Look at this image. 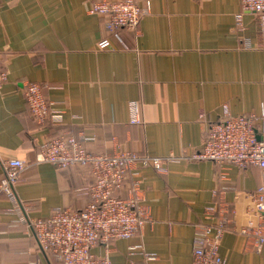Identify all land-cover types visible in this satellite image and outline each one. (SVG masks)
Returning a JSON list of instances; mask_svg holds the SVG:
<instances>
[{
	"label": "crops",
	"instance_id": "1",
	"mask_svg": "<svg viewBox=\"0 0 264 264\" xmlns=\"http://www.w3.org/2000/svg\"><path fill=\"white\" fill-rule=\"evenodd\" d=\"M95 1L0 0V60L8 70L0 88V182L3 159L26 163L14 201L0 192V264H62L22 217L80 210L90 201V166L37 161L40 142L64 133L86 136L95 154L179 157L165 171L141 166L130 175L118 194L128 197L138 180L150 217L132 237L94 245L93 254L107 252L115 264H191L196 229L214 223L221 206L229 220L219 246L224 264H264V243L258 250L241 231L250 222L264 227L252 200L261 169L191 157L225 104L232 114L264 112L260 17L244 12L242 30L235 27L241 0H136L147 12L137 28L117 29L120 42L108 17L90 11ZM245 36L252 47L243 45ZM104 38L110 46L99 48ZM25 80L43 86L61 122L34 119Z\"/></svg>",
	"mask_w": 264,
	"mask_h": 264
},
{
	"label": "built area",
	"instance_id": "2",
	"mask_svg": "<svg viewBox=\"0 0 264 264\" xmlns=\"http://www.w3.org/2000/svg\"><path fill=\"white\" fill-rule=\"evenodd\" d=\"M148 8L142 7L136 0L107 1L92 3L90 11L107 16L106 27L123 42L118 28H137ZM244 12H253L260 17L259 41L255 44L264 50V0H241V11L236 14L235 27L245 29L242 16ZM245 47H252L251 38H243ZM107 38L98 42L99 48H107ZM8 79V70L0 60V88ZM23 95L34 119L44 124L47 120L59 123L63 112L51 107L45 97L43 86L39 82L25 80L21 82ZM137 109L136 102H130ZM204 116V113H201ZM133 121H138L136 113ZM260 125V126H259ZM260 127V128H259ZM259 128V129H258ZM264 112L232 114L228 105L216 120L210 121L205 130L203 146L191 157L209 159L216 163L234 164L241 168L256 165L261 169V182L253 194V203L257 211L264 212ZM86 136L76 137L69 133L44 138L37 153V161L50 162L64 167L71 164H84L91 167L94 177L88 187L90 201L80 209L57 207L47 217L25 218L29 234L40 247L51 252L62 264H115L107 252L96 255L92 247L98 243H107L114 238H129L135 235L149 219V209L143 204L140 184L133 180L129 196L118 194L126 186L132 173L141 166H151L165 171V163L177 160L174 155L153 156L119 151L116 154H95L89 152L84 143ZM3 177L0 192L9 199H15V186L26 167L23 159L10 157L2 160ZM214 223L199 226L194 234L191 264H224L225 259L219 252L220 240L225 232L228 217L223 208L218 207ZM242 233L254 240L258 250L264 243V227L249 225L241 229ZM141 248L134 245L131 248ZM148 258H156L153 252L145 253Z\"/></svg>",
	"mask_w": 264,
	"mask_h": 264
},
{
	"label": "rangeland",
	"instance_id": "3",
	"mask_svg": "<svg viewBox=\"0 0 264 264\" xmlns=\"http://www.w3.org/2000/svg\"><path fill=\"white\" fill-rule=\"evenodd\" d=\"M258 189V188H257ZM259 212V211H258ZM249 225H252V226H254L251 222L248 224V225H245V226H242V228L241 229H243V228H245V227H247V226H249Z\"/></svg>",
	"mask_w": 264,
	"mask_h": 264
},
{
	"label": "trees",
	"instance_id": "4",
	"mask_svg": "<svg viewBox=\"0 0 264 264\" xmlns=\"http://www.w3.org/2000/svg\"><path fill=\"white\" fill-rule=\"evenodd\" d=\"M46 122H47V121H46ZM46 122H45V123H46ZM45 123H44V124H45Z\"/></svg>",
	"mask_w": 264,
	"mask_h": 264
}]
</instances>
